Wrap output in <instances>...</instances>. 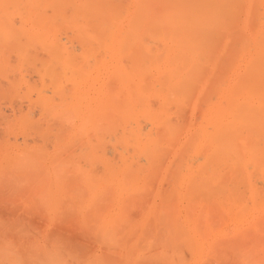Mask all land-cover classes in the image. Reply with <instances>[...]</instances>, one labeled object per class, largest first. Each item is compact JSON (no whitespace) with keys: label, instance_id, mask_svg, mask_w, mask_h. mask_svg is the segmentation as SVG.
Returning <instances> with one entry per match:
<instances>
[{"label":"rangeland","instance_id":"1","mask_svg":"<svg viewBox=\"0 0 264 264\" xmlns=\"http://www.w3.org/2000/svg\"><path fill=\"white\" fill-rule=\"evenodd\" d=\"M0 202L103 264H264V0H0Z\"/></svg>","mask_w":264,"mask_h":264},{"label":"clouds","instance_id":"2","mask_svg":"<svg viewBox=\"0 0 264 264\" xmlns=\"http://www.w3.org/2000/svg\"><path fill=\"white\" fill-rule=\"evenodd\" d=\"M67 165H57L50 169L48 179L60 183L67 174ZM33 170L32 162L23 158L14 165L9 186L14 192H19L26 185L29 173ZM87 182L89 177L85 174ZM55 216L50 217L51 224L56 222ZM14 231L17 239L11 238L8 232ZM108 246L116 248L119 245V234L110 230L105 237ZM242 264H249L247 256L241 257ZM0 264H103L99 254L82 259L79 252L70 247L59 237L50 238L48 232L33 234L23 227L15 229L0 224Z\"/></svg>","mask_w":264,"mask_h":264},{"label":"bare ground","instance_id":"3","mask_svg":"<svg viewBox=\"0 0 264 264\" xmlns=\"http://www.w3.org/2000/svg\"><path fill=\"white\" fill-rule=\"evenodd\" d=\"M1 202H2V201H1ZM1 202H0V203H1ZM0 205H1V204H0ZM6 205H7V204H6ZM2 206H3V209H4V208H5V207H4V204H2ZM8 207H9V206H7V208H8ZM7 208L5 209V211L7 210ZM8 211H9V210H8ZM1 212H2V211H1ZM3 212H4V211H3ZM6 213H8V212H6ZM10 214H11V213H10ZM0 215H2V213H1ZM5 215H6V214H5ZM12 217L14 218V216H12ZM12 217H11V218H12ZM15 217H16V216H15ZM13 218H12V219H13ZM18 219H19V218H18ZM1 220H2V219H1ZM8 220H9V218H8ZM10 220H11V219H10ZM10 220H9V221H10ZM13 221H14V220H13ZM20 221H22V220L20 219ZM1 222H2V221H1ZM7 222H8V221H7ZM7 222H6V225H7ZM14 222H16V221H14ZM19 223H20V225H21V222H18V225H19ZM10 224H11V223H9V225H10ZM13 225H14V224H13ZM15 225H16V223H15ZM18 225H17V226H18ZM17 226H15V227H17ZM7 227L9 228V226H7ZM10 227H11V225H10ZM13 227H14V226H13ZM21 227H22V226H21ZM10 232L13 233V231H10ZM10 232H9V233H10ZM70 232H71V231H70ZM11 235H14V234H11ZM56 236H57V235H56ZM61 236H62V234H61ZM14 237H15V236H14ZM57 237H59V236H57ZM68 237H69V236H68ZM59 238H60V237H59ZM77 240H78V239H77ZM64 241H65V240H64ZM67 244H68V243H67ZM74 248H75V246H74Z\"/></svg>","mask_w":264,"mask_h":264}]
</instances>
